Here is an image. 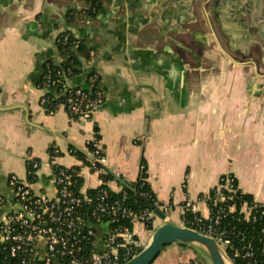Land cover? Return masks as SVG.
Returning a JSON list of instances; mask_svg holds the SVG:
<instances>
[{
    "label": "crops",
    "instance_id": "1",
    "mask_svg": "<svg viewBox=\"0 0 264 264\" xmlns=\"http://www.w3.org/2000/svg\"><path fill=\"white\" fill-rule=\"evenodd\" d=\"M206 3L106 0L102 12L85 18L84 0H0V194L6 210L15 206L8 179H26L29 158L42 164L34 194L56 199L54 149L61 152L59 165L80 168L82 194L98 189L99 173L69 143L88 157L96 135L107 159L104 171L133 188L145 163L152 192L169 208L153 230L133 226L143 247L162 224L181 226L187 201L209 217L201 196L219 187L223 176H233L243 193L264 204V0H251V17L247 6L230 16L219 1ZM196 17L199 22L192 23ZM219 24L231 30L232 50L250 47L251 58L227 53L216 38ZM63 32L85 41L94 56L87 62L81 54L63 57L55 46ZM159 53L175 54L183 66L171 64L165 72L161 63L151 67ZM73 58L80 63L72 86L89 88L88 72L100 75L105 103L93 123L71 119L61 104L51 115L40 103L51 92L43 84L45 65L70 68ZM108 186L123 188L114 178ZM105 223L97 227L94 253L105 250L111 231ZM153 264L208 262L194 248L173 244Z\"/></svg>",
    "mask_w": 264,
    "mask_h": 264
},
{
    "label": "built area",
    "instance_id": "2",
    "mask_svg": "<svg viewBox=\"0 0 264 264\" xmlns=\"http://www.w3.org/2000/svg\"><path fill=\"white\" fill-rule=\"evenodd\" d=\"M80 42L81 40L70 32H63L55 39L56 47L61 45L65 48L71 43L74 50L79 47ZM94 54L91 50L89 57ZM72 75L71 68L59 70L48 62L43 71V84L54 89V100L66 109L71 119L93 123L105 103V95L99 88L100 75L95 71L89 76V88L72 86ZM40 103L49 114H54L55 104L48 98L44 97ZM88 148L89 155L82 161L89 169L100 175L96 203L91 207L88 216L97 223L110 224L111 231L106 238V250L101 254L93 252L87 255L88 243L96 239L97 235L93 229L86 230L83 208L88 205L87 203H92L93 199L89 194H82L80 188L78 191L80 168L59 165L57 159L61 152L54 149L50 165L57 195L55 200L34 194L32 184L42 164L33 158L26 161V179H21L17 175H11L8 179L15 201V206L11 210H6L7 200L0 194L2 210L0 252L8 249L12 258L21 255V264H125L142 251L144 247L135 238L133 229L125 227L121 222L127 221L132 227L137 223L144 225L153 223L158 218L156 211L166 214L169 208L156 198L154 202L156 210L133 211L127 204L128 192L123 188L119 192H114L108 186L104 171L107 159L97 135L88 143ZM145 174L146 166L142 164L138 180L143 179ZM232 185L231 175H227L224 188L217 187L215 207L218 202L226 203L233 200L231 196L228 197L222 192L224 189L231 193ZM201 200L208 204L209 194ZM19 205L22 207L21 210L17 209ZM234 212L236 207L233 205L217 206L214 213L210 209L209 217H203L199 213L197 203L187 201L183 206L181 226L214 238L234 264L236 262L264 264V204L244 203L239 212L241 216L239 222L243 220L251 225L260 226L258 235L251 231V236H248L236 225L231 223L226 225L224 221ZM39 244H44L46 249L42 263L39 262L41 258Z\"/></svg>",
    "mask_w": 264,
    "mask_h": 264
},
{
    "label": "trees",
    "instance_id": "3",
    "mask_svg": "<svg viewBox=\"0 0 264 264\" xmlns=\"http://www.w3.org/2000/svg\"><path fill=\"white\" fill-rule=\"evenodd\" d=\"M105 1L106 0H88L87 1L88 6L85 7L80 12L83 16H86L88 18L96 17L97 14H99L100 12H102L104 10ZM57 48L63 57L69 58L71 53H73V54H81L84 57H88V60L90 58L89 57L90 51L93 50L92 47H89L87 45V43H85V41H82V40L80 42L79 47L76 49L77 53L72 52L74 49L71 47V43L65 48L62 47L61 45H59ZM71 60H72V63L74 64L75 67H73V64H72V65H70L71 66L70 68L73 70V72L77 73L78 69L76 68V65L79 66L80 62L76 58H73ZM49 63L54 65L55 68H57L59 70L64 71L65 69L68 68V67L63 68V67L57 66L52 61H49ZM44 69H45V67H44ZM44 69H43V71H44ZM92 73L93 72H88L87 75L90 76ZM48 88H50V90H51V92L49 94V98H48L49 101L53 102L55 105L58 104V103H56V100H54V98H55L54 89L52 87H48ZM76 155L80 159L86 158L85 155L79 151L76 152ZM144 165H145V163H144ZM146 169H147V167H146ZM105 177L107 180H113V177L108 173H106ZM226 178H227V176H223V178L221 179V182H220V186L223 188L226 185ZM231 179L233 180V185H232L233 191L231 193H228L226 190L223 189L222 192L225 195H227L228 197L231 196L233 198V200L226 202V203L218 202L217 206L218 207L219 206L220 207L221 206L229 207V206L233 205L236 207V212L230 214L227 217V219L224 221V223L226 225H228L229 223H231L232 225H236L239 230L245 231L248 236H251V231L255 232L258 235V230L260 227L259 225H257V224L251 225L250 223L245 222L243 220H241V222L238 221V219L241 217L239 215L241 205L244 203L253 204V203H255V200L251 194H246V193H243L241 191V189L239 188V185H238V181L233 176H231ZM30 180L33 181V178L30 177ZM80 185H81V180L79 181L78 191H79ZM123 189L126 190L129 194V200H128L127 204L133 211L141 212V211H144L146 209H149V210H156L157 209L155 207V204H154L156 196L152 192L151 187L147 181V173L145 174V177L143 179L138 180V182L133 186V190L127 189L125 187H123ZM97 193H98L97 189L89 191L88 194L93 199L92 203H87L88 205H85V207L83 208V212H84V216H85L84 219L86 220V223H85L86 230L93 229L96 231L98 225L100 224V223L95 222L94 220H91V218H89V216H88L90 213L91 207L93 205H95V203H96L95 200H96ZM143 194H147L148 196L143 197L142 196ZM216 195H217V188H214L209 192L210 200H208V206L210 207V209L212 210L213 213L216 211V207H217V206L216 207L214 206V200H215ZM201 198H203V196H201ZM261 222H263V221H261ZM224 223H223V225H224ZM121 224L124 225L125 227L126 226L129 227L131 230L133 229L132 225H130V223L127 221L121 222ZM146 227L148 230H153L152 223L146 224ZM94 240L92 242L88 243V247L86 250L87 255H90L93 253L92 244H93ZM21 261H22L21 255H18L16 258L10 257V255L8 253V249L0 252V263L1 264H21ZM39 262L42 263L41 260H39ZM236 264H241V263L236 262Z\"/></svg>",
    "mask_w": 264,
    "mask_h": 264
},
{
    "label": "water",
    "instance_id": "4",
    "mask_svg": "<svg viewBox=\"0 0 264 264\" xmlns=\"http://www.w3.org/2000/svg\"><path fill=\"white\" fill-rule=\"evenodd\" d=\"M72 52L77 53V50H73ZM85 61H88V57H85ZM154 63H161L160 65L163 67L158 69L163 70V72L167 71L168 66H171V64H175L177 68L183 66V62L178 59V56L172 53L156 54L152 59H150L149 65L151 67H154L156 66ZM83 65L85 64L83 63ZM163 76L165 79L168 78L164 73ZM69 143L77 150L81 151V149L76 147L73 143ZM109 174L114 179H116V181H118L123 187L133 190V188L125 180L118 177L115 173L109 172ZM17 209L21 210L22 207L19 205L17 206ZM156 214L162 220L167 219V215L165 213L156 211ZM104 225L110 228L109 223H105ZM173 244L190 246L194 248L198 253L202 255V257L205 258L208 264H234L230 257L226 254V252L221 248V246L214 238L201 234L193 229L174 225L168 222L157 227L154 230L148 245L145 246L140 253H138L135 257H133L125 264H153L163 252V250ZM40 247V260L43 261L46 256V249L44 245H41ZM102 252L98 254H101Z\"/></svg>",
    "mask_w": 264,
    "mask_h": 264
},
{
    "label": "flooded vegetation",
    "instance_id": "5",
    "mask_svg": "<svg viewBox=\"0 0 264 264\" xmlns=\"http://www.w3.org/2000/svg\"><path fill=\"white\" fill-rule=\"evenodd\" d=\"M206 6L210 5L211 3L215 4L216 1H219L221 6H224L226 8L229 9V14L230 16L233 15V13L235 15H239L241 13L242 10L246 9V6L249 8V16L251 17V0L247 1L249 2L248 4L246 3L245 0H206ZM192 23H198L199 19L198 17H196L195 19H193L191 21ZM251 28V27H250ZM227 29H225L223 27V25L219 24V27L216 31V38L218 40V42L223 46L226 47L227 53L229 55L234 56H244V57H248L251 58V48L250 47H245L246 49L244 51L242 50H232V48L230 47V43H231V38L233 36H231V30L229 33L226 32ZM244 66L246 67H251V62H244Z\"/></svg>",
    "mask_w": 264,
    "mask_h": 264
},
{
    "label": "rangeland",
    "instance_id": "6",
    "mask_svg": "<svg viewBox=\"0 0 264 264\" xmlns=\"http://www.w3.org/2000/svg\"><path fill=\"white\" fill-rule=\"evenodd\" d=\"M87 1L88 0H84V5H85L84 8L88 6Z\"/></svg>",
    "mask_w": 264,
    "mask_h": 264
}]
</instances>
